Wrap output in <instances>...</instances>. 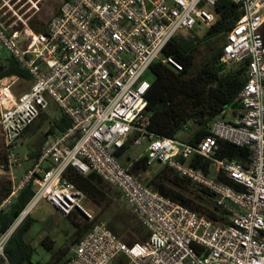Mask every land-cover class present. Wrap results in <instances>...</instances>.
I'll list each match as a JSON object with an SVG mask.
<instances>
[{
    "label": "built area",
    "instance_id": "built-area-1",
    "mask_svg": "<svg viewBox=\"0 0 264 264\" xmlns=\"http://www.w3.org/2000/svg\"><path fill=\"white\" fill-rule=\"evenodd\" d=\"M218 1L64 0L44 32L0 21V57L5 50L28 73L27 89L19 93L13 87L20 77L0 78V136L6 149L0 175L11 181L0 209L29 182L34 189L19 215L0 231V257L39 200L64 217L77 212L94 219L81 205L82 190L65 176L71 168L81 175L93 172L116 187L148 237L127 243L104 220H95L63 264H264V0H230L241 15L226 33L221 60L246 62L239 107L228 119L214 118L209 134L194 145L148 129L145 73L155 61L181 70L172 56L162 55L163 49L182 30L209 26L214 13L207 7ZM51 101L70 125L49 135L36 163L17 179L16 143ZM217 139L248 147L249 162L215 156ZM143 140L148 142L146 165L160 162L207 189L228 212L226 223L197 214L129 172L118 153ZM195 154L236 186L179 160Z\"/></svg>",
    "mask_w": 264,
    "mask_h": 264
},
{
    "label": "trees",
    "instance_id": "trees-1",
    "mask_svg": "<svg viewBox=\"0 0 264 264\" xmlns=\"http://www.w3.org/2000/svg\"><path fill=\"white\" fill-rule=\"evenodd\" d=\"M210 8L214 13V20L209 26L203 28L202 33H196V29L187 31V33H178L168 41L163 49L162 55L172 56L181 65V70L175 71L161 61H155L147 71L152 74V79L146 94V112L150 118L148 129L154 135L173 137L194 145L209 134V127L214 118L225 117L227 110L233 112L239 107V104L235 107L232 106L237 101L239 92L246 81V62L224 63L221 58L226 33L241 13L237 10V5L230 0H220ZM30 25L33 28L32 22ZM45 28L46 25L43 24L35 31L44 32ZM200 47L203 49L201 52L199 51ZM196 56L199 58L198 61H196ZM10 75L28 79V73L20 68L9 54L3 55L0 57V78ZM42 116L41 113L38 118L44 119ZM32 124L24 130L20 137L28 132ZM69 125L70 120L66 115L56 111V116L47 122V129L43 131L39 142L27 149L25 159L31 161L30 168L36 163L40 155V147L49 135L54 131H62ZM124 152L125 149L120 151L119 157ZM215 156L231 157L246 164L250 160V150L246 146H238L226 140L217 139ZM179 160L206 174L212 169L211 161L198 154L187 159L179 158ZM5 161L6 149L0 136V162ZM123 165L138 177L140 173H144L150 168L146 165V155L130 160ZM212 173L217 174V180L220 182L236 186V183L221 171H212ZM65 176L81 189L85 196L96 203H99L100 198L106 196L108 183L93 172L81 175L70 168ZM142 182L163 196L188 206L197 214L214 222L226 223V219H228V212L215 204L211 192L192 183L167 165H163ZM10 191L11 181L8 175H0V204ZM33 194V185L32 182H29L15 198L0 209V231L12 223ZM67 218L74 220V215H69ZM32 223L33 218L28 214L18 224L5 245V256L0 257V264H33L31 257L35 247L25 238V233L30 229ZM85 226L84 223L80 227L85 228ZM126 229L127 227L118 230L113 228L112 230L120 233L131 232L132 236L126 239L127 243L142 242L148 237V232L142 223L132 230ZM78 239L74 242L76 243ZM52 242L45 236L40 243L47 252H50L52 251ZM67 259L62 261V255L59 254L56 262L54 260L52 262L55 263L52 264H63Z\"/></svg>",
    "mask_w": 264,
    "mask_h": 264
},
{
    "label": "rangeland",
    "instance_id": "rangeland-1",
    "mask_svg": "<svg viewBox=\"0 0 264 264\" xmlns=\"http://www.w3.org/2000/svg\"><path fill=\"white\" fill-rule=\"evenodd\" d=\"M63 0H0V21L5 25H10L12 28H22L25 25L34 30L46 25L49 18L56 13L58 7ZM211 10L210 7H207ZM31 22L33 28L31 27ZM204 31L203 28L195 30L200 34ZM181 33H187L186 30H182ZM199 51H203L200 47ZM3 55H8V52L3 51ZM196 56V61H198ZM229 63V62H228ZM145 78L149 81L152 79V74L147 72ZM28 82L26 79L17 81L13 90L17 93L25 91L27 89ZM42 113L44 119L38 118L34 121L31 127L28 129L22 137L16 143V151L20 154L21 160L19 165L15 168L14 174L19 179L22 174L30 168L31 161L26 160L27 149L33 147V145L41 139L43 131L47 127V122L56 116V105L51 101L49 107ZM225 118L228 119L231 114L230 111L225 113ZM147 141L143 140L139 145H132L121 155L119 158L122 164L134 160L142 155H145ZM163 166L160 162H155L150 168L140 173L139 178L141 181L148 178L159 168ZM215 171V167L211 169ZM213 174V173H211ZM108 185L106 196L100 198L96 203L89 197L85 196L81 200V205L92 215L93 220H86L79 213L74 212V220L62 216L49 202L46 200H39L30 212L33 218V223L30 229L25 233V238L32 243L35 247V251L31 257L33 264H52L56 262V258L59 254L62 255V261L68 256L69 250L74 246V240L82 234H85L92 223L95 220H104L109 226L114 229H121L127 227L126 230H132L137 227L140 220L134 215V213L128 208L126 202L118 193V190L113 185ZM85 228L80 227L81 224ZM129 226V227H128ZM79 227V228H78ZM147 231L146 227L143 225ZM112 228V229H113ZM115 231V230H114ZM115 233L125 242L130 238L131 232L125 233L115 231ZM48 237L52 242V251L47 252L46 248L40 243L43 237ZM135 237V236H134ZM55 262H52L54 261Z\"/></svg>",
    "mask_w": 264,
    "mask_h": 264
},
{
    "label": "crops",
    "instance_id": "crops-1",
    "mask_svg": "<svg viewBox=\"0 0 264 264\" xmlns=\"http://www.w3.org/2000/svg\"><path fill=\"white\" fill-rule=\"evenodd\" d=\"M72 251H73V247L69 250V252L67 253L68 255V257L67 258H69L71 255H72Z\"/></svg>",
    "mask_w": 264,
    "mask_h": 264
},
{
    "label": "water",
    "instance_id": "water-1",
    "mask_svg": "<svg viewBox=\"0 0 264 264\" xmlns=\"http://www.w3.org/2000/svg\"><path fill=\"white\" fill-rule=\"evenodd\" d=\"M239 103V99L235 102V104L232 107H235Z\"/></svg>",
    "mask_w": 264,
    "mask_h": 264
}]
</instances>
